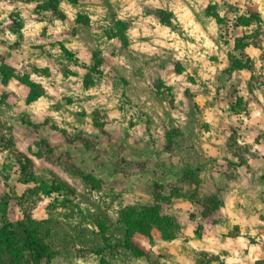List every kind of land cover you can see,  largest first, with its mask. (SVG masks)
<instances>
[{
	"label": "rangeland",
	"instance_id": "rangeland-1",
	"mask_svg": "<svg viewBox=\"0 0 264 264\" xmlns=\"http://www.w3.org/2000/svg\"><path fill=\"white\" fill-rule=\"evenodd\" d=\"M24 81L40 97L27 102ZM242 130L264 142V0H0V227L25 221L46 264H224L215 238L238 225L214 205L225 209L239 166L264 164ZM249 174L246 207L264 209V175ZM153 203L178 245L133 236L138 256L119 216ZM251 225L252 261L228 264H264ZM183 228L214 251L194 250Z\"/></svg>",
	"mask_w": 264,
	"mask_h": 264
},
{
	"label": "trees",
	"instance_id": "trees-1",
	"mask_svg": "<svg viewBox=\"0 0 264 264\" xmlns=\"http://www.w3.org/2000/svg\"><path fill=\"white\" fill-rule=\"evenodd\" d=\"M58 1L59 0H46V5L51 10H55ZM257 20L260 21L259 17H257ZM120 24L122 23L119 22V25ZM243 24H247V21L244 20ZM239 42L240 39H235L233 50L236 51L240 49V46L238 45ZM235 64L234 70L245 68L240 59H237ZM4 69L6 68L1 69L3 76L1 82H7L11 77ZM254 78L255 76H251L252 80ZM24 83L29 87V95L26 99L27 102L34 101L40 97L42 93L40 94L34 91L35 83L30 81H24ZM85 84L87 86L91 85L90 82H85ZM248 90L250 91V88H248ZM3 94L4 93H1V96H3ZM237 100L240 102V97H237ZM239 102L231 105L233 111L238 110L237 104ZM17 165L19 166L21 173L24 175L26 170L25 165L20 160L17 161ZM24 180L27 183L30 181V179L27 178ZM55 190H57L56 187ZM9 199L10 198L7 196L5 204L8 203L7 201ZM158 199L160 200L159 197H155V202ZM210 201L214 203L215 200L213 198ZM219 206L220 201L217 200L213 209L217 210ZM160 211L161 209L156 203L138 208H125L122 210L119 216V224L122 225L124 229L122 242L126 248L132 249L136 254H139L138 256H142L144 255V252L132 243L133 236H137L141 241H147L148 243H152L155 240L169 241L175 238L177 228L176 221L165 214H161ZM207 215V211H203V218ZM25 253L31 254L36 264H46L47 262V245L34 235L26 222L20 220L6 221L0 227V264H21ZM257 264L260 263L257 262Z\"/></svg>",
	"mask_w": 264,
	"mask_h": 264
},
{
	"label": "crops",
	"instance_id": "crops-1",
	"mask_svg": "<svg viewBox=\"0 0 264 264\" xmlns=\"http://www.w3.org/2000/svg\"><path fill=\"white\" fill-rule=\"evenodd\" d=\"M229 104L232 105V100L231 98H229ZM230 111L234 113V111L231 110L230 107ZM236 112V111H235ZM237 142H239L240 144H247L249 145V151L253 152L255 154H258L257 152L259 151L260 155L259 157L261 159H264V142L258 143L255 142L254 137L249 136L246 134V132H244V130L237 132ZM217 149H220V147H218ZM252 159V158H251ZM261 164V163H260ZM258 164L255 163L253 161H247V163L242 166H239V170H241V174L238 177V180H231L233 181V188L232 190L229 191V197H228V204H225L226 207L225 209L224 206L218 208L219 211L222 212L223 210V214L221 215L222 218H230L231 220H233L238 226V234H235L234 236L230 237V236H226L224 238H215L217 243L219 244V246H222V249L227 250V252H229V255L227 256L228 258H225L224 264H228L227 262H236V255L239 256V253L242 252L243 254L248 253L246 255V258L251 262L252 258L250 255V250H251V243L248 239V237L246 236L247 234L251 233L253 231L251 222L255 225L256 231H260L264 233V225L263 226H259L262 223V218H264V209H249L246 206L249 204V200L247 201L246 196L250 194V190L249 189H245L241 187L242 184H246L247 182L250 183V181H252L251 178H249L250 174L249 172L252 170L255 171V173H257L256 178L259 179V177H261L262 175H264V164ZM249 171V172H248ZM255 183V181H254ZM257 187H262V189H259L258 192H263L264 193V184H262V186L259 184ZM183 201V200H182ZM242 203V206L240 205ZM247 204V205H246ZM217 209V210H218ZM263 216V217H262ZM200 221V220H199ZM201 222H203V226L204 229L206 228V222L203 221V218L201 219ZM259 223V224H258ZM219 226V225H218ZM217 226V227H218ZM183 232L185 233V235H188L189 232H191L190 228H183ZM206 232H208V229H206ZM262 239L264 238V234H260ZM203 236L196 237L195 235H193L192 237H190L188 235L187 237V243H189L191 245V247L194 250H212L214 251V248L211 247H206L207 245H205V247L202 246L203 243L202 240H204V238H202ZM222 239H225L222 242ZM181 240H183V238H181ZM176 239H172L169 241L166 240H157L156 242V247L160 248L162 246H164L165 249H167L169 252H173L172 251V247L177 246L178 243ZM182 242V241H180ZM263 258V257H262ZM243 260V259H242ZM245 264V263H244Z\"/></svg>",
	"mask_w": 264,
	"mask_h": 264
}]
</instances>
